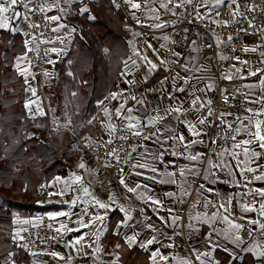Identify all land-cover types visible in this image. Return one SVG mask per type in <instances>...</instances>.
I'll return each instance as SVG.
<instances>
[{
    "label": "crops",
    "instance_id": "0c3cea01",
    "mask_svg": "<svg viewBox=\"0 0 264 264\" xmlns=\"http://www.w3.org/2000/svg\"><path fill=\"white\" fill-rule=\"evenodd\" d=\"M133 4L138 3L141 5L138 9H143L147 12V22L157 27L166 26L171 24L177 14V10L183 5L184 0H126ZM230 0H225L222 5H217L216 0H201L200 11L208 19L218 18L215 22L219 26L228 25L235 16L248 15L251 11L252 0H236L235 4H230ZM50 8H49V7ZM85 7V6H82ZM87 7V6H86ZM48 9L54 10L58 13V16L63 10L71 9V3L58 5L55 1L49 2ZM18 29L26 33L29 29L27 22L22 21L18 24ZM195 41V44H193ZM138 42L133 39L131 42L132 55L127 61L130 67H125L127 75H123L122 81L118 85L119 90H125L132 84L144 85L142 93L145 100L143 104H137L133 100H118L112 102L111 96L97 103V110L100 114L99 122H96L98 136L97 143L100 140L109 138L111 134L108 131L107 125L114 124L115 119H119L115 116V109L121 104H125V109L128 107L133 108L132 115L141 118L142 129L150 127L154 130L153 133H157L160 139H157L156 135H149V140H142L136 146V152H132L134 159H127L122 166L123 172L121 177L129 186H134L136 183L141 185L146 184L148 187H141L137 189V193H130L124 187L117 184H112L109 189L102 187V176L98 173L96 166L87 156L86 153L80 152L78 149L77 156L71 161V167L69 174L66 177L54 178L45 188V195L38 201V205L41 207H50L48 212L43 214H36L31 217L20 216L15 219L29 220L31 223L22 224L14 223V234L17 240H21L20 237L29 232L32 228L38 226L41 223L42 216H48L52 221L54 228H61V225H65V228H61L58 234L61 237V245L59 246H37L30 250L31 261L33 264H94L95 258H101L103 264H195L194 258L198 253H208V255H201L200 260L196 261L200 264L201 261L204 264H260L255 252L264 251V235L260 234L259 225H253L252 235H244L240 230L239 235L243 238L244 243L234 244L230 239L226 238L224 233L229 230L230 225L228 221L223 219L227 216L229 220L235 223L243 224V222L249 219L258 220L259 217V205L264 203V198L259 195L256 196L251 202H243L240 199V195L236 190V185L242 183L248 174H254V176L264 173V150L259 149L255 144L252 147L260 152V157L255 162H249L248 167L257 168L256 172L244 171L240 172L235 167L236 161L228 153H216L211 163L216 165H232V170L235 175H228V168H208L207 173L211 171L215 173V176H209L208 179H204V188L201 191L209 196L211 192L218 193L219 206L225 204L227 210L220 208L210 209L208 203H203L198 210H191L188 214L189 225L187 226L190 234H194V238L191 240V249L193 257L180 250L174 243L176 233L181 227V216L172 209V204L176 201H185L190 195H184V191L191 193L192 184L190 176L197 166L199 159L190 160V155L201 154L206 146V135L192 136L189 133L187 125L194 124L197 129L204 130L206 125L199 123L200 119L205 117V111L208 106L200 107V104L207 105V101L210 100L211 90L208 89V85H214L215 78L211 65V57L207 54H202L199 44L196 40H190L188 43V50L185 53L180 52L177 56L174 69L172 72H167L160 68L161 61L163 60V51L166 48V37H145L142 43H138L143 46L145 55L149 60L157 65L155 70H150V65L144 60L139 66V62L133 65L135 54L144 53L140 47H136ZM163 43V47L161 45ZM135 45V46H134ZM151 45V47H148ZM165 47V48H164ZM245 48H255L256 51H244ZM260 47L257 39L251 34L246 35L240 46L235 49V56L232 62V68L230 75L232 77L241 78L243 81L236 91L243 93L248 101V109H252L249 112L247 118H251L252 124L256 120L264 121V85L260 83L264 79V57L260 52ZM239 58L237 60L236 58ZM246 61L247 63H243ZM186 66L188 70H185ZM138 67V69H135ZM239 68L241 71L236 72ZM162 70L164 73L162 77L151 85H145L149 80L158 72ZM257 72V75H249L250 72ZM175 79L176 88H184L183 92H173V78ZM188 79L189 83L185 84L184 79ZM131 81V83H129ZM163 81V84L161 83ZM250 86V87H248ZM170 92L176 99H168ZM199 97V103L193 107L192 101ZM141 97L137 96V99ZM33 100V97L28 96V101ZM146 101V102H145ZM256 101V102H249ZM126 102V103H125ZM182 107V111L179 113L172 112L171 115L165 116V109ZM34 108V104L32 105ZM107 109V112L105 111ZM111 113V116H109ZM255 113H261L255 115ZM40 116L35 114L33 117ZM157 116H165L159 123H149L150 118ZM121 120V119H119ZM123 121V120H122ZM127 123V121H124ZM252 124L249 123V119H243L242 124L239 123L238 127L248 126L249 131H254ZM146 125V126H145ZM100 127V129H99ZM169 128L173 131L170 133ZM177 134H183L185 141L182 144L179 140L168 138ZM250 137L241 132L237 136V140L249 139ZM190 140H199L202 143L191 144L185 148V144H188ZM234 144V141H233ZM143 145L144 148L138 147ZM233 146V145H232ZM150 150V153H163V160L166 163H161L159 160L152 159L151 154L145 153L144 149ZM233 147L231 151H233ZM132 151V150H131ZM235 151H240L235 149ZM175 152L176 155H172ZM183 153V155H180ZM143 154V158L141 155ZM244 159L243 155L239 157ZM83 162L85 168L81 169L78 165ZM143 163L145 168H133L132 164ZM151 167H156L158 173L162 174L158 177L167 180L166 173H175L172 179L175 183H157L153 180L146 179L147 176L157 175L149 171ZM184 170V175H181L180 170ZM140 172L143 175H136ZM206 173V174H207ZM79 175L83 178V184L76 183L74 181V175ZM219 177V179H217ZM256 188H264V180L255 179ZM88 187L92 196L101 200L104 203H108L110 207L108 209H101L94 202H92V196H85L82 189ZM63 192V195H54L53 193ZM166 192H173L176 195L174 197L166 196ZM112 196L115 203L109 200ZM139 196V198H138ZM149 197L159 199L161 205L152 204ZM78 198V199H77ZM76 200L75 204H72V200ZM242 205H248L255 207L257 210L254 212H246L242 210ZM125 209L121 211L120 208ZM171 209V211H169ZM85 212L88 214L85 215ZM58 213H67V215H57ZM132 217V220L128 221V226H119L121 221L125 219V214ZM215 218H213V214ZM97 214L105 215V220L101 224L97 222L94 226L88 228H80V220L83 219L85 223H88L92 216ZM163 216L168 222L166 226L164 222L160 221L158 217ZM173 217H179V219L173 222ZM243 217V219H241ZM151 224L152 228H148L147 225ZM201 225L197 228L196 225ZM80 228V231H67V229ZM155 229V231H153ZM215 229V231H213ZM135 233H139L137 236L138 243L129 247L126 243L125 237L131 236ZM19 233V236L16 234ZM212 233L213 243L210 245L205 240V237ZM235 230H232L229 235H234ZM84 235L85 239L80 244H74L77 237ZM99 235V239L96 236ZM152 236L157 237V242H154L149 246L147 250L140 248L138 244L140 242H146L147 239H151ZM120 247L117 248L116 245ZM173 245L167 247V245ZM159 249L160 253L167 256L168 259L160 260L159 257L156 261H153L151 257L152 251ZM227 249L228 251H225ZM245 249H252L253 251H246ZM60 253L64 259H59L50 255L51 252ZM35 253V254H34ZM229 253L238 255L240 259H232Z\"/></svg>",
    "mask_w": 264,
    "mask_h": 264
},
{
    "label": "trees",
    "instance_id": "16d2710c",
    "mask_svg": "<svg viewBox=\"0 0 264 264\" xmlns=\"http://www.w3.org/2000/svg\"><path fill=\"white\" fill-rule=\"evenodd\" d=\"M82 6H72L80 25L69 51L54 66L52 84L44 88L46 115L34 119L24 107L28 84L15 67V58L27 52L31 36L17 29V23L0 29V264L31 259L30 250L14 234L15 219L51 209L38 201L54 178L68 176L78 154V137L102 136L93 127L100 119L97 103L118 91L125 61L132 55L128 23L111 0L93 1L87 5L89 11L80 14ZM163 73L159 70L145 85L157 82ZM40 81L38 77L39 88ZM52 111L58 116L67 113L74 133L55 130Z\"/></svg>",
    "mask_w": 264,
    "mask_h": 264
},
{
    "label": "built area",
    "instance_id": "2783aa9c",
    "mask_svg": "<svg viewBox=\"0 0 264 264\" xmlns=\"http://www.w3.org/2000/svg\"><path fill=\"white\" fill-rule=\"evenodd\" d=\"M52 1L61 6L66 3L88 5L93 1L99 0H24L27 7L21 4L15 6L13 10L21 12V17H14L12 11L5 14L9 17V27H12L15 23L18 25L22 21L27 22L29 25L28 31L24 33L31 36L28 48H31L32 51L27 52V59L31 61L32 70L42 77H44L46 72L44 44L46 40L54 36L55 31L53 29H56L59 25L57 20L49 19V17L53 16L58 17L57 12L47 8L48 3ZM200 2L201 0H191V3H189V0H184L183 5L177 10L174 21L171 24L160 27L149 24L147 22V12L143 9L133 8L132 4L126 0H119L118 7L125 16L130 32L135 34L137 42L142 43L145 37L149 36L166 37V48L163 52L162 60L164 63H161V69L172 72L177 59L175 53H185L188 50V42L190 40H196L201 53L211 57L215 78L210 94V100L213 103L207 107L204 115L208 117V123L211 124L210 127L207 125V131L210 135L205 137L206 146L190 176L192 184L190 196L185 201H176L172 204L173 211L181 216V227L175 235L174 243L180 250L190 254L192 257L191 240L195 236L190 234L187 228L189 225V212L193 209H200L205 201L211 202L208 203L210 209H216L219 206L218 193L211 192L207 196L201 191L199 186L204 181L203 177L207 173L212 157L216 153H221L224 149L229 152L232 148L233 140L230 138L225 140L223 138L226 135L235 134L231 131H225L227 124H231L233 129L237 128L239 123L249 116V112L246 111L248 109V101L245 95L235 91L243 80L238 77L228 80L224 77L230 75L235 49L240 46L246 35L251 34L257 39L259 50L264 57V0H252L250 13L246 16H235L226 26H219L215 22L218 18L208 20L200 11ZM24 16L27 19H24ZM228 37H232V39L229 40ZM221 57H226V59H221ZM143 87L144 85L132 84L125 90H119L116 92L117 99H112V102L130 100L132 96L137 97L141 94ZM224 96L229 98L227 103L224 101ZM209 107L214 113L213 116H208ZM221 113H231V115L221 117ZM238 117L240 120H237ZM221 120L225 123L221 124ZM124 123L126 122L115 119L114 124L117 131L112 133L109 138L100 140L95 145L87 148L89 158L102 176L101 184L104 189H109L112 184L122 186L120 183L122 172L120 170L128 159L127 154L143 140L142 137H133L129 131H122L121 125ZM142 131L145 136H149L154 132L150 127H145ZM120 136H127L128 139L126 141L120 140L118 139ZM109 139L113 141L111 144H107ZM213 139L216 141L215 143H211ZM112 149L119 151L121 160L118 164L114 157L106 155V152ZM106 164L111 166L105 167ZM254 177V174H248L242 183L236 185V190L243 202H251L257 196L253 191L256 189ZM248 181H251V183ZM258 220L264 222L262 217H259ZM243 224L245 225V228L242 229L244 235H248L249 230L253 231V225H249L247 221L243 222ZM196 227L200 228L201 225L197 224ZM259 232L264 235V230L260 229ZM178 233L179 235H177ZM61 242V237L56 228L53 227L52 221L45 215L42 216L41 223L38 226L32 228L24 235L23 239L19 240V244L27 250H32L42 245L59 246ZM194 261L195 264H198L195 258ZM22 264L33 263L30 259L29 262ZM94 264H103V260L95 258Z\"/></svg>",
    "mask_w": 264,
    "mask_h": 264
},
{
    "label": "snow or ice",
    "instance_id": "6c2138e0",
    "mask_svg": "<svg viewBox=\"0 0 264 264\" xmlns=\"http://www.w3.org/2000/svg\"><path fill=\"white\" fill-rule=\"evenodd\" d=\"M112 2L114 3V5L116 7H119V0H112ZM189 3H191V0H189ZM225 3V0H216V4L217 5H222ZM231 3L232 4H235L236 3V0H231ZM23 4L24 7H27V4L24 3V0H0V29H8L9 28V24H8V20H9V17L4 15L6 13H9L10 11L13 12V16L14 17H21L22 16V13L19 12V11H13L15 6L17 5H21ZM133 8H140L141 5L138 4V3H133L131 5ZM41 11H43V9H41ZM80 14H84V13H87L89 11V9L85 6V7H81L80 8ZM24 19H27L26 16L23 17ZM49 19L51 20H58L59 17H56V16H53V17H49ZM89 19H95L94 16H90ZM63 26V25H62ZM157 27H160V25H157ZM12 31H17V29L13 28L11 29ZM56 29H53V31H55ZM229 40L232 39V37H228ZM25 45L27 46V44L29 43V41H25L24 42ZM193 44H195V41H193ZM148 47H151V45H148ZM256 51L255 48H252V49H249V48H245L244 51ZM32 49L31 48H28L27 49V52H31ZM53 52H56L57 49L53 48L52 49ZM27 52H25L23 55L21 56H18L16 57V70L19 72V74L23 77H25V84H28V88L26 89V91H30L31 92V95L32 96H36V89L31 87V85L29 84V81H28V77L31 75V73L29 72V69L28 68H25V67H21V64L27 60ZM47 54V53H45ZM138 54V53H137ZM175 55H179V53H175ZM143 60H145L149 65H150V70H155L157 68V65L155 63H153L151 60H149L146 56L142 57ZM221 59H226V57H221ZM237 60H239V58L237 57L236 58ZM29 64H31V61H28ZM49 63H53L52 61H49ZM133 65H135V61H132ZM161 63L163 64L164 61H161ZM243 63H247L246 61H244ZM125 65L127 66V61H125ZM185 67V70H188L186 66H183ZM241 70L239 68L236 69V72L239 73ZM128 73H123V75H127ZM45 76H48L50 75L49 73L45 72L44 73ZM69 75H71V73H69ZM249 75H252V76H255L257 75V72L253 71V72H250ZM225 79H228V80H231L233 77L231 75L229 76H226L224 77ZM175 79L176 77L173 78V85H172V88H173V92H183L184 91V88H176L175 86ZM181 79H184V82L185 84H188L189 83V80L188 79H185L183 77H181ZM129 83H131V81H129ZM161 83L163 84V81H161ZM260 83L262 85H264V79H262L260 81ZM208 89H212V85H208L207 86ZM250 87V86H248ZM173 92H170L169 95H168V99H176V97L173 95ZM110 99H117V94L116 93H113L111 94V97ZM228 96H224V101L227 103L228 101ZM131 100L135 101L137 104H143V100L142 99H137V97L135 96H132L131 97ZM249 102H256V101H249ZM35 103V101H32V100H29L25 105L24 107L26 109H31L32 105ZM126 103V102H125ZM192 106L195 107L198 103H199V97L196 98V100L192 101ZM213 103L212 100H208L207 101V105L205 104H200V107H206V106H210L211 104ZM37 109H38V114L40 116H44L46 115V113L42 110V109H39V106H37ZM107 112V109L105 110ZM182 111V107H175V108H168V109H165V116L167 115H171L172 112H176V113H179ZM246 111L248 112H252V109H247ZM133 113V108L131 107H128L125 109V104H121L118 108L115 109V116L123 121H127V123H124L121 125V130L122 131H129L131 132L132 136L133 137H142L144 140H149L150 139V136H145L143 135V131H142V124H141V118L138 117V116H135V115H132ZM261 113H255V115H260ZM214 113L211 111L210 107H209V110H208V116H213ZM221 117L225 116V115H231V113H221L220 114ZM109 116H111V113H109ZM165 116H157V117H153V118H150L149 120V123L151 124H155V123H159L160 120L164 119ZM245 119H249V123L252 124V121H251V118H245ZM237 120H240V118L238 117ZM199 123L201 125H208V127L211 126L210 123H208V117H203L200 119ZM221 124H224L225 122L223 120L220 121ZM241 124H242V121H241ZM146 126V125H145ZM188 127V130H189V133L192 135V136H200V135H210V133L207 131V128H205L204 130H200V129H197L196 128V125L194 124H188L187 125ZM252 127L254 128V131H249L248 129V126H242V127H237V128H234L232 127L231 124H227V128L225 129L226 132L228 131H231V132H234L235 134L231 135V136H225L223 137L225 140L227 139H231L234 141V144H233V151L231 152H228L227 149H224L222 152H221V156L224 155V152H228L229 155H231L233 157V159L236 161V164H235V167L237 169L240 170L241 173H243L244 171H248V172H256L258 171L259 169V166L257 168H251V167H248V163L249 162H255L257 159H259L260 157V152L256 151L252 145H256L259 149L261 150H264V121H261V120H256L254 122V124H252ZM107 128H108V131L110 134L112 133H115L117 131V128H116V125L115 124H108L107 125ZM168 131L171 133L173 131L172 128H169ZM244 132L246 133L250 138L249 139H243V140H237V136L241 134V132ZM159 132V130H157V133ZM157 133H153V135H156L157 136V139H160V136L157 134ZM168 138H172V139H176V140H179L182 144L184 143L185 141V136L183 134H177L175 136H170ZM118 139L120 140H127L128 137L127 136H120L118 137ZM113 141L111 139H109L107 141V144H111ZM216 141L213 139L211 141V143H215ZM197 143H202V141H199V140H190L188 141V144H185V148H187L189 145L191 144H197ZM87 146V145H86ZM138 147H141V148H144L143 145H138ZM235 149H238L240 151H235ZM136 147H133L132 148V151L129 152L127 155H128V158L129 159H134L132 157V152H136ZM145 153H149L151 154L152 156V159L154 160H159L161 163H166L164 160H163V153H150V150L145 148L144 149ZM106 155L110 156V157H114L117 164L120 162L121 160V157L119 155V151L117 149H112L111 151L109 152H106ZM138 155H141V158H143V154H138ZM172 155H176L175 152L172 153ZM180 155H183V153H181ZM202 154H196V155H190L188 157V159L190 160H197L200 158ZM243 155L244 159L241 160L239 157ZM127 162V161H125ZM111 165H105V167H110ZM79 168L83 169L85 168V164L83 162H81L79 165H78ZM132 167L133 168H145L146 165L143 164V163H134L132 164ZM209 167L210 169L211 168H222V167H227L228 168V175L229 176H233L235 175V172L232 170V165H227V164H223L222 162V165H216V164H212L211 162H209ZM121 172H123V169L120 170ZM149 171H151L152 173H155L157 175H153V176H147L146 179H149V180H153L154 182H157V183H175V180L172 179V177L175 175V173H171V172H168L166 173L168 179L165 180V179H162V178H159V176H161L162 174H159L158 173V169L156 167H151L149 169ZM180 173L181 175H184V170L181 169L180 170ZM136 175H143L142 173L140 172H137L135 173ZM74 175V181L76 183H80V184H83V178L79 175H76V174H73ZM216 174L215 173H212L211 171H209L203 178L204 179H208L209 176H215ZM256 180H264V173H261L260 175H257L254 177ZM57 181L60 180L59 177L56 178ZM217 179H219V177H217ZM249 183H251V181H248ZM120 183L122 185H124V187L127 189L128 192L130 193H137V189L141 188V187H144V188H147L148 186L146 184L144 185H141L140 183H136L134 186H129L123 177H121L120 179ZM201 189L204 188V185L201 184L199 186ZM26 190V189H25ZM83 193L85 196H92V193L89 192V188L88 187H83L82 189ZM257 195H259L261 198H264V188H256L253 190ZM54 195H63L64 193L63 192H60V193H53ZM166 196H169V197H174L176 194L173 193V192H166L165 193ZM184 195H190L189 192H187L186 190L184 191ZM139 198V196H138ZM78 199V198H77ZM109 200H112L113 203H115V200L112 196L109 197ZM148 200L151 201L152 204H155V205H161V201L159 199H154L152 197H149ZM77 201L74 199L71 201L72 204H75ZM92 202L95 203V205H97L99 208L101 209H108L110 207V205L108 203H104L102 202L101 200L97 199L95 196H92ZM182 202V201H181ZM204 203H211L210 201H205ZM220 208H224L225 210H227L226 208V205L225 204H220L219 206ZM121 211H125V209H123L122 207L120 208ZM242 210L243 211H246V212H254L256 211L257 209L255 207H252V206H248V205H242ZM169 211H171V209H169ZM88 213L85 212V215H87ZM57 215H67V213H58ZM215 213L213 214V218H215ZM259 215L264 218V203H260L259 205ZM160 221L164 222L166 226H170L168 225V222L165 220V217L163 216H160L158 217ZM179 219V217H173V222H175V220ZM223 219L225 221H228L229 225H230V228L228 231H226L224 233L225 237L230 239L234 244H237V246H239V244H242L244 243L243 241V238L239 235V232L240 230L244 229L245 228V225L244 224H240V223H235L234 221H231L229 220V218L227 216H224ZM241 219H243V217H241ZM105 220V215H101V214H97L95 216H92L89 220L88 223H85L83 221V219L80 220V228H88L90 226H94L97 222H100L101 224L104 222ZM132 220V217L127 215V213L125 214V219L121 221V224L118 225L119 226H128V227H133L132 225H129L128 224V221ZM16 223H22V224H29L31 223V221L29 220H19L17 219L15 221ZM247 223L249 225H259V228L264 230V222H262L261 220H254V219H249L247 221ZM66 226L65 225H61V228H65ZM148 228H152V225L149 224L147 225ZM61 228H58L56 229L57 232H59L61 230ZM80 228H76V229H67V231H80ZM232 230H235V234L234 235H229V233L232 231ZM153 231H155V229H153ZM215 231V229L213 230ZM17 236H19V233L16 234ZM139 235V233H135L131 236H126L125 237V240H126V243L129 245V247H132L133 245H136L138 243L137 241V236ZM179 235V233L177 234ZM212 233H209L206 237H205V240L207 241L208 244H212L213 243V239H212ZM248 235L251 236L252 235V231L249 230L248 231ZM21 239H23V237H20ZM15 239V237H14ZM53 239H55V237H53ZM85 239L84 235H81L79 237H77L74 241V244H80L81 241H83ZM96 239L98 240L99 239V235L96 236ZM154 242H157V237L156 236H152L151 239H147L146 242H140L138 244V246L140 248H143L145 250H147L149 248L150 245H152ZM173 245L169 244L167 245V247H172ZM117 248L120 247L119 244L116 245ZM246 251H253L252 249H245ZM225 251H228L227 249H225ZM35 254V253H34ZM231 256H232V259H240V257L238 255H235L233 253H229ZM10 255H14V254H11ZM51 256L53 257H56V258H59V259H64V257L58 253V252H51L50 253ZM201 255H208V253H198L196 255V259L197 260H200V257ZM255 255L257 257V259L260 261V264H264V251H256L255 252ZM159 257L160 260H167L168 257L161 254L159 249L155 250V251H152L151 253V259L153 261H156V258ZM200 264H204L203 261L200 262Z\"/></svg>",
    "mask_w": 264,
    "mask_h": 264
},
{
    "label": "rangeland",
    "instance_id": "374dc122",
    "mask_svg": "<svg viewBox=\"0 0 264 264\" xmlns=\"http://www.w3.org/2000/svg\"><path fill=\"white\" fill-rule=\"evenodd\" d=\"M133 1L136 2L138 0H133ZM210 1H214V0H210ZM229 3L232 4L231 0ZM71 5L73 6V3ZM83 6H87V5H83ZM58 17H59V19L57 21H58L59 25L54 32V36L51 39L46 40V42L44 44V51H45V53H47V54H45L46 72L49 73L50 75H48V76L44 75V77H42L41 75H38L35 71L32 70V65L28 63V61H29L28 59L21 64V67H25V68L29 69V72L31 73V75L27 79H28L31 87L36 89V96H32L30 91H28V95H27L29 97L32 96L33 100L35 101L34 108L31 107L30 110L28 109L29 114H30L32 119H34L33 116L35 114H38L37 106H39V109H42L44 111V105L47 102L46 96L44 94V88L49 86L50 84H52V76L54 74V66L57 62L62 60L63 57L69 51L71 44H72V41H73V36H74L75 31H76V28L80 25L78 19L73 14L71 9L63 10L62 13L60 14V16H58ZM10 28H11V26H10ZM126 31L129 34V36H131L130 37L131 38L130 43L133 42V39L136 40L135 34H133V32H130V28L128 27V25H126ZM27 37L29 38L30 35L27 34ZM149 37H151V36H149ZM136 42H137V40H136ZM161 45L163 47V43H161ZM137 46L142 49V48H144L143 46H145V45H139L138 44V45H136V47ZM53 48L57 49V51L53 52L52 51ZM142 50L144 53H140V54L136 53L134 60H133L135 62H139V66L142 64V62H144L142 57L147 55L145 53V50L144 49H142ZM49 61H52L53 63H49ZM129 64L130 63H128L127 66L125 65V67H130ZM135 69H138V67H135ZM38 77L41 80L40 81V88L38 87V84H37V78ZM138 97H141L140 99L145 100L143 94H140ZM27 102H28V97H27ZM66 119H68L67 113H63L61 116H58V115H56L55 111H52V123H53V127L55 128V130H64L65 129L67 131L74 133L73 130L71 129V124L66 122ZM98 119H99V117L93 122V127L96 129H97V126L100 125V123H99V125L96 123V122H99ZM99 129H100V127H99ZM75 136L78 137V135H75ZM78 139H79V147L78 148L80 149V152L86 153L87 156L89 157L87 148L95 145L99 138H96L94 136L87 134L85 136H79Z\"/></svg>",
    "mask_w": 264,
    "mask_h": 264
}]
</instances>
